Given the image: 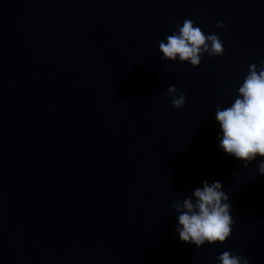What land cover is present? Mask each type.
Here are the masks:
<instances>
[{"label":"water","instance_id":"1","mask_svg":"<svg viewBox=\"0 0 264 264\" xmlns=\"http://www.w3.org/2000/svg\"><path fill=\"white\" fill-rule=\"evenodd\" d=\"M185 19L225 54L162 60ZM252 64L264 0H0V264H217L226 250L264 264L259 160L226 155L215 120ZM204 180L223 183L235 227L197 247L172 205Z\"/></svg>","mask_w":264,"mask_h":264},{"label":"clouds","instance_id":"2","mask_svg":"<svg viewBox=\"0 0 264 264\" xmlns=\"http://www.w3.org/2000/svg\"><path fill=\"white\" fill-rule=\"evenodd\" d=\"M227 29L228 25L218 22ZM164 61L190 63L199 67L205 54L220 57L226 52L222 38L215 33H205L191 19L168 35L159 44ZM174 107L186 105L187 94L175 85L169 86ZM215 120L219 125V148L243 162L245 167L259 160L258 173L264 176V65H250L248 74L239 85L229 106L217 105ZM177 215L175 231L182 242L204 247L226 243L233 235L235 220L230 197L221 181L204 180L191 195L173 203ZM217 264H251V260L226 250L218 256Z\"/></svg>","mask_w":264,"mask_h":264}]
</instances>
